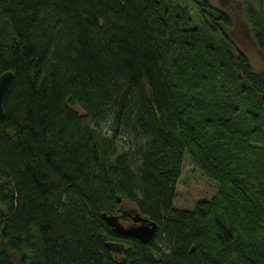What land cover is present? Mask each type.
Returning a JSON list of instances; mask_svg holds the SVG:
<instances>
[{
    "label": "trees",
    "instance_id": "obj_1",
    "mask_svg": "<svg viewBox=\"0 0 264 264\" xmlns=\"http://www.w3.org/2000/svg\"><path fill=\"white\" fill-rule=\"evenodd\" d=\"M186 1L199 26L166 0H0V264H264V72ZM185 159L215 186L191 210ZM126 201L147 244L100 219Z\"/></svg>",
    "mask_w": 264,
    "mask_h": 264
},
{
    "label": "rangeland",
    "instance_id": "obj_2",
    "mask_svg": "<svg viewBox=\"0 0 264 264\" xmlns=\"http://www.w3.org/2000/svg\"><path fill=\"white\" fill-rule=\"evenodd\" d=\"M170 4L184 6L187 15L191 19L193 26H199L201 18L197 14L196 8L186 0H166ZM208 5L217 10L226 12L231 24L229 27L220 26V30L234 43L237 49L243 53L252 69L258 72H264V56L256 46L251 34L250 26L246 19V9L248 7L258 9L257 0H228L226 5H220L217 0H205ZM261 9L264 11V0L261 3ZM198 15V16H197ZM200 22V23H199ZM75 111L83 116L78 108ZM104 132L106 129L100 127ZM126 140V137L123 138ZM175 196L173 206L180 209L191 210L194 202L207 199L215 193L213 181L203 175V173L193 166L187 159L183 162L182 172L174 185ZM127 212H132L133 205L124 202L122 205ZM132 214V213H131Z\"/></svg>",
    "mask_w": 264,
    "mask_h": 264
},
{
    "label": "water",
    "instance_id": "obj_3",
    "mask_svg": "<svg viewBox=\"0 0 264 264\" xmlns=\"http://www.w3.org/2000/svg\"><path fill=\"white\" fill-rule=\"evenodd\" d=\"M217 1L222 6L226 5L228 2V0ZM12 78L13 74L10 71H6L0 75V119H2L4 116L2 109V98ZM116 201L119 202V199L117 198ZM128 215L132 223L137 225L123 226L120 223L119 219ZM100 219L111 229L114 234L129 237L142 244H147L152 239L156 231V224L154 222L140 216L134 211L128 214V212L122 208L120 209L119 215L102 213L100 215ZM112 249L114 252H121V248L112 247Z\"/></svg>",
    "mask_w": 264,
    "mask_h": 264
},
{
    "label": "flooded vegetation",
    "instance_id": "obj_4",
    "mask_svg": "<svg viewBox=\"0 0 264 264\" xmlns=\"http://www.w3.org/2000/svg\"><path fill=\"white\" fill-rule=\"evenodd\" d=\"M119 209H120V208H119ZM118 213H119V212H118ZM128 214H130V213L128 212ZM119 221H120V223H121L123 226L137 225V224H133V223H132V221H131L130 218H129V215L120 218Z\"/></svg>",
    "mask_w": 264,
    "mask_h": 264
}]
</instances>
